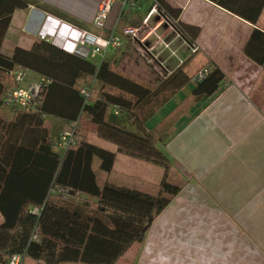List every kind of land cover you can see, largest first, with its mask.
Instances as JSON below:
<instances>
[{
	"label": "trees",
	"instance_id": "1",
	"mask_svg": "<svg viewBox=\"0 0 264 264\" xmlns=\"http://www.w3.org/2000/svg\"><path fill=\"white\" fill-rule=\"evenodd\" d=\"M210 1L253 25L264 9V0ZM30 5L80 25L37 0H0V46L13 12ZM153 5L192 45L199 27L178 20L180 8L166 0H150ZM243 54L264 69V31L251 30ZM185 66L182 63L152 87L118 70L110 59L96 64L46 40H34L29 49L16 46L10 55L0 51V264L14 253L23 256L22 264H116L143 240L155 216L182 186L168 181L166 173L156 195L111 182L99 186L92 161L98 158L105 172L112 169L116 152L166 163L144 123L191 81ZM202 69L207 73L188 93L196 101L214 94L225 79L213 62ZM16 70L42 78L28 109L4 99L20 85L13 75ZM92 81L97 88H90ZM81 88L89 90L88 97ZM113 108L125 111L135 130L109 119ZM47 117L60 120L62 130H71L70 123L76 121L75 143L57 150ZM86 125L114 143L116 151L92 143ZM35 206L37 214L32 212Z\"/></svg>",
	"mask_w": 264,
	"mask_h": 264
},
{
	"label": "crops",
	"instance_id": "2",
	"mask_svg": "<svg viewBox=\"0 0 264 264\" xmlns=\"http://www.w3.org/2000/svg\"><path fill=\"white\" fill-rule=\"evenodd\" d=\"M37 1L76 19L79 27H70L66 21L37 6L16 9L1 41L3 54L10 55L16 46L29 49L39 39L40 32L53 45L76 54L67 38L70 33V37L77 36L78 29L107 36L116 29L135 27L139 32L144 30L143 40L138 38V43L150 37L146 50L163 73L169 74L182 63L187 64L200 52L205 60L191 66L192 71L185 66L188 73L194 74L213 62L225 75L211 96L169 115L171 107L165 104L145 122L169 163L166 179L182 188L155 216L143 240L136 243L132 264H264V99L253 97L248 92L250 89L246 91L239 83L243 84L241 79L247 78L250 83L245 84L260 87L264 81V69L243 54L251 30L264 31V9L253 25L210 0H166L172 7L180 8L178 20L199 27L192 44L197 51L190 53L185 38L171 35V24L162 16L152 14L145 21L150 0H131L123 7L113 3L103 29L92 24L101 0ZM161 42L172 45L174 57L166 50L163 52ZM154 48H157L155 54ZM134 58L129 60L131 66L134 64L133 73H126L140 81L151 77L153 81L146 83L156 85L159 78L154 71H141L140 61ZM36 78L42 79L38 74ZM47 119L53 122L57 136L61 131L60 120ZM168 119H173L171 129L165 126ZM159 125L163 129L157 128ZM102 141L99 138L91 142L100 146ZM109 150L116 151V146ZM99 165L100 160L94 158L92 169L99 186L111 182L154 193L149 187L159 185L163 176L162 164L121 152H116L109 172L101 170Z\"/></svg>",
	"mask_w": 264,
	"mask_h": 264
},
{
	"label": "rangeland",
	"instance_id": "3",
	"mask_svg": "<svg viewBox=\"0 0 264 264\" xmlns=\"http://www.w3.org/2000/svg\"><path fill=\"white\" fill-rule=\"evenodd\" d=\"M155 16H158V18H159L160 15L156 14ZM62 20H64V19H62ZM64 21H66L68 23V25L70 24L71 25L70 27H73V28L79 27V26H76L74 24L69 23L67 20H64ZM126 28H128V27H126ZM130 28H133V27H130ZM171 28H172L171 35H174V36L176 34L178 35V33L174 30V28L172 26H171ZM78 30H82V29H78ZM138 32H139V30L137 29V38H139V40L140 39L143 40L142 35H143L144 30L143 31L141 30L139 32V35H138ZM89 33L95 34V33L90 32V31H89ZM112 33L119 34V35L122 36V41H123L122 47H120L119 49H109L107 52H105V55L103 57L84 58V59L89 60V61H91L93 63H94V61L97 62V60L99 61V60H102V59H110L112 61L113 65L115 66V68H117L120 71L122 70V72L125 73V74H128V73H126L128 71H130V73H133V68L132 67L134 66V64H133V66L130 65V64H132V62L131 61L129 62V60H131V59L135 60L134 57H136V60L140 61V67H139V69L141 71H143L145 69L146 70L148 69L150 71L152 70L158 76L159 81L156 83V85L161 81V79L165 78V75H167V73H163V70H161V69L158 70L157 69V66L158 65H157L156 59L154 60V58H152L148 54V51L146 50V47H147L146 45L149 44V43L147 44V41L150 39V37H148V39L144 40L143 41L144 43L143 42H140L141 43L140 44V43H138V39H132L130 36L124 35L123 32H122V29H121V31H119L118 29H116V32H112ZM110 34H108L107 36H109ZM40 35H44L45 38H47L46 37V34L40 32V33H38V38H39L38 40H44V39H41L40 38ZM95 35H97V34H95ZM70 36H71V33L69 34V39L72 40L73 37H70ZM107 36H101V37H107ZM75 38H76V36L74 37V39ZM69 39L67 38L68 45H69ZM128 41L130 43V46L126 47ZM158 45H160V44H158ZM188 46H189V49H190V53H194V52L191 51V46L190 45H188ZM161 48L163 49V52H165V50L168 51L170 53L169 54L170 57H174V52H173L172 45L165 44L164 42H161ZM156 49L157 48H154V51L152 50V52L154 54H155V50ZM131 55L134 56V57H132ZM157 58H158L159 64H160L161 60L159 59V56H157ZM204 60H205V56L202 53H200V52H198L196 55H193L189 59L188 63L186 64V66L188 68V71H192L191 70V66H195L196 64H198L199 62L204 61ZM162 64L165 65V63L163 61H162ZM141 65H142V67H141ZM202 68L203 67H201L194 74H192L193 75L192 77H194L198 73V71H200ZM136 69H137V67H136ZM36 75L37 74L34 73V72H32V71L26 70L22 74V79L19 82V84L21 86H23L24 88H27V89L33 88L34 87V84H38L39 85L40 81L37 80ZM133 78H135V77H133ZM135 79H137V80L140 81V79H138V78H135ZM241 80L243 81V84L241 83V81H239V83L242 86L245 87V90L248 91L250 89V91H248L249 94L253 95V97L256 96L257 99H259V98L260 99H264V96H262V94H264V92H262V89H264V88H261V87H264V81H261L260 82L261 85H259L260 87H258L257 85L254 86V85H251V84H245V83H250L249 79H247V78H243ZM152 81H153V79H151V77L146 76V78H143V81H141V82H143V83H146V82L150 83ZM148 83H146V84H148ZM89 84H90V88L91 89L98 87V84H97L96 81H92ZM86 85H83V86H86ZM148 85H150L152 87H155L156 86V85L153 86L151 84H148ZM192 85H194V84H192ZM192 85L189 82L187 85L183 86V88L180 91H178L179 93H176L175 96H173L172 98H169L167 102H165L164 104L161 105V107H158L156 109V105H155L153 109H156V110H154V113L151 116L155 115L157 113V111H159L163 106H165V104H168V108L171 107L169 109V111L167 112L168 115L169 114H172L173 113L172 111H175V110L179 111V110H181V109H183L185 107L187 109L188 107L193 106L196 103V100H194L188 94ZM249 94H247L246 96H250ZM175 98H177V99L174 101ZM170 101H172L171 104H169ZM114 109L115 108L109 110V112H108L109 119L114 120L115 122H117L119 124L125 123L124 126H126L129 129H134L135 130V127L131 124V122L128 121L126 112L121 110V111L118 112V114H115L114 113ZM178 115H179L178 113L175 114L174 115L175 116L174 119ZM151 116L148 119H150ZM170 121H173V119L172 120L171 119H168V122L165 125V126H168V127L167 128L164 127V128L171 129V122ZM46 123H47V125H49L51 127V133L55 136V138H57V136L59 134L56 136L57 133H56V130H55V126H52V123L53 122L52 121H49V119H47L46 120ZM162 127H163L162 125L157 126V128H159V129H161ZM87 128L90 130L89 131V135H88L89 136L88 137L89 140L90 141H94V142L98 141V139L100 137L97 135L95 127L93 125H88ZM61 131H63V130L61 129ZM100 146H102L104 148L106 147L107 149H114V143H111V142L106 141L104 139H103L102 144ZM141 160L147 161L145 159H141ZM149 162H153V161H149ZM153 163H155V162H153ZM164 164L165 165L167 164L168 165V168L170 167L169 166V163L167 161H166V163L164 161ZM164 164H162V168H163L162 169V172H163L162 175L163 176H164L165 173H167V170L165 171V165ZM163 176H162V178H163ZM162 178H161V180H162ZM159 185H160V183H159ZM159 185H152V187H149V190L152 191V192H154V193H149V194H152V195L156 194L155 192L157 191V188H158V191H159ZM158 191H157V193H158ZM146 193H148V192H146ZM136 247H137V244H134L127 252H125L123 254V256L116 262V264H132V260H133L134 254L136 252ZM69 264H76V263L69 262ZM77 264H83V263H77Z\"/></svg>",
	"mask_w": 264,
	"mask_h": 264
},
{
	"label": "built area",
	"instance_id": "4",
	"mask_svg": "<svg viewBox=\"0 0 264 264\" xmlns=\"http://www.w3.org/2000/svg\"><path fill=\"white\" fill-rule=\"evenodd\" d=\"M118 2L123 7L128 5L131 0H101L95 15L92 20V24L97 29H103L105 26V20L107 18L108 12L113 5V3ZM152 14H158L162 16L158 10L156 5H153L145 18V21ZM163 17V16H162ZM164 18V17H163ZM165 19V18H164ZM166 20V19H165ZM167 21V20H166ZM138 29V28H137ZM137 29L136 28H123L122 32L124 35L130 36L132 39L137 38ZM139 30V29H138ZM41 39L47 41L44 35H40ZM69 39V38H68ZM69 44L73 45L74 51L77 55L82 58H94V57H103L105 52L109 49H119L123 45L122 36L119 34L111 33L107 37H101L99 35L91 34L87 31L77 30L76 38L69 39ZM191 51L195 52L197 50L195 45H190ZM207 73L206 69H201L198 73L192 77L190 84H196V82L202 79ZM22 71L16 70L13 72L14 78L16 81L20 82L22 79ZM39 90V85L36 84L32 89L24 88L19 85V87L9 90L5 95V102L7 104L16 105L22 109H28L32 106L34 98L37 97ZM81 92L85 95V97L89 96V90L86 88H81ZM114 113L118 114V109H114ZM77 122L73 121L70 123L71 130H63L59 133L56 138L55 144L56 148L59 151H63L67 149L69 146L75 143V138L73 136V129L76 127ZM32 212L37 214L39 212V208L37 206L32 208ZM23 256L18 253L12 254L6 264H22Z\"/></svg>",
	"mask_w": 264,
	"mask_h": 264
}]
</instances>
